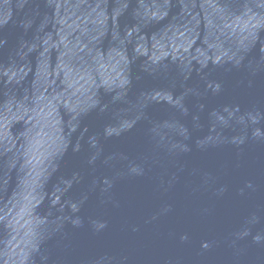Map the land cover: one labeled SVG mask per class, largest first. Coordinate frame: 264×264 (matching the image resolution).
<instances>
[{"label": "water", "instance_id": "95a60500", "mask_svg": "<svg viewBox=\"0 0 264 264\" xmlns=\"http://www.w3.org/2000/svg\"><path fill=\"white\" fill-rule=\"evenodd\" d=\"M0 264H264V0H0Z\"/></svg>", "mask_w": 264, "mask_h": 264}]
</instances>
